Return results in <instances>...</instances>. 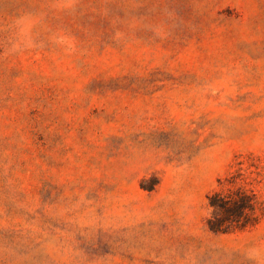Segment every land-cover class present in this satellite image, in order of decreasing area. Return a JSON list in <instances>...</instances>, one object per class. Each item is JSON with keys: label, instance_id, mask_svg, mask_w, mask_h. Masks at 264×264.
<instances>
[{"label": "rangeland", "instance_id": "obj_1", "mask_svg": "<svg viewBox=\"0 0 264 264\" xmlns=\"http://www.w3.org/2000/svg\"><path fill=\"white\" fill-rule=\"evenodd\" d=\"M0 264H264V0H0Z\"/></svg>", "mask_w": 264, "mask_h": 264}, {"label": "trees", "instance_id": "obj_2", "mask_svg": "<svg viewBox=\"0 0 264 264\" xmlns=\"http://www.w3.org/2000/svg\"><path fill=\"white\" fill-rule=\"evenodd\" d=\"M209 200L210 205L223 214L225 218L219 221L210 220L208 224L212 231H222L228 222L237 228H245L252 224L249 219V213H255L256 208L250 196L242 194L238 199H229L228 197L214 194Z\"/></svg>", "mask_w": 264, "mask_h": 264}, {"label": "clouds", "instance_id": "obj_3", "mask_svg": "<svg viewBox=\"0 0 264 264\" xmlns=\"http://www.w3.org/2000/svg\"><path fill=\"white\" fill-rule=\"evenodd\" d=\"M66 4L68 7H73L75 4V0H66Z\"/></svg>", "mask_w": 264, "mask_h": 264}]
</instances>
